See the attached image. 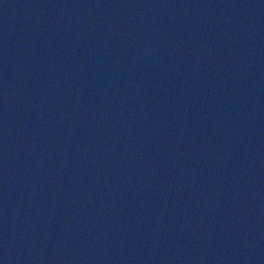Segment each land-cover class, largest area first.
I'll return each instance as SVG.
<instances>
[{
  "label": "water",
  "instance_id": "1",
  "mask_svg": "<svg viewBox=\"0 0 264 264\" xmlns=\"http://www.w3.org/2000/svg\"><path fill=\"white\" fill-rule=\"evenodd\" d=\"M0 264H264V0H0Z\"/></svg>",
  "mask_w": 264,
  "mask_h": 264
}]
</instances>
